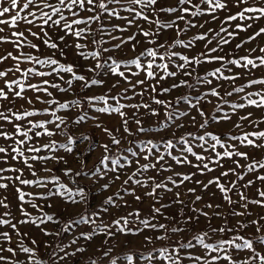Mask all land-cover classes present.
<instances>
[{"label": "snow or ice", "instance_id": "1", "mask_svg": "<svg viewBox=\"0 0 264 264\" xmlns=\"http://www.w3.org/2000/svg\"><path fill=\"white\" fill-rule=\"evenodd\" d=\"M122 237L264 264V0H0V264H134Z\"/></svg>", "mask_w": 264, "mask_h": 264}, {"label": "rangeland", "instance_id": "2", "mask_svg": "<svg viewBox=\"0 0 264 264\" xmlns=\"http://www.w3.org/2000/svg\"><path fill=\"white\" fill-rule=\"evenodd\" d=\"M129 55H132V53H129ZM101 75L103 76V78L106 81L109 79L107 74L102 72ZM207 110L211 111V106H209ZM89 111H91V110H89ZM114 123H115V120H110V121H108V126L111 127L114 125ZM81 131H84L85 133L91 135L93 137V139L97 142V144L99 142H102L105 139L99 130H94L92 128L91 122H89V124H87V125H83L81 127ZM80 150H84V152H85L84 159L86 160L89 167H91L92 164L97 161V159L100 156L101 151H102L97 147L95 151L89 152L85 149V144H83V143L78 145L77 151H80ZM69 166L75 167V164H70ZM57 174L59 175V173H57ZM82 183H84V182L82 181ZM118 186H119L118 184L114 185L109 192L103 193V196H107V195L112 194L113 192H115L117 190ZM93 196L97 197V199L92 200L91 197H93ZM129 199H130V197H129ZM99 200H100V193H98L97 190L93 189V191L90 193V205L94 208L95 205L99 203ZM217 223H218V221H217ZM22 230H25V229H22ZM42 239H44V238L42 237ZM120 239L131 241V243H127L126 245L124 243H121L117 248L114 249V251L112 253V255H114V256L121 255L122 252H125V251L130 250V249L131 250L147 251V250H150L152 247L151 245H149L147 249L142 247L140 237H127V238L122 237ZM96 243L98 244L99 240H97ZM156 246L159 247V244H157ZM118 264H126V262L122 261V260H118ZM134 264H144V262L142 260H140L139 255H134Z\"/></svg>", "mask_w": 264, "mask_h": 264}, {"label": "trees", "instance_id": "3", "mask_svg": "<svg viewBox=\"0 0 264 264\" xmlns=\"http://www.w3.org/2000/svg\"><path fill=\"white\" fill-rule=\"evenodd\" d=\"M147 251H148V250H147ZM147 251L131 250V249H130V250H127V251H125V252H122L121 255L124 254V253H130V254H133V255H140L141 252H143V253L146 254Z\"/></svg>", "mask_w": 264, "mask_h": 264}]
</instances>
